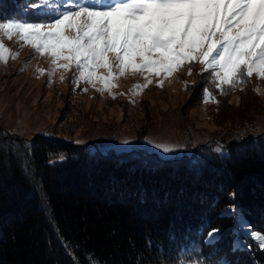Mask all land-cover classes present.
Segmentation results:
<instances>
[{
    "label": "trees",
    "instance_id": "trees-1",
    "mask_svg": "<svg viewBox=\"0 0 264 264\" xmlns=\"http://www.w3.org/2000/svg\"><path fill=\"white\" fill-rule=\"evenodd\" d=\"M50 15L0 0V19ZM202 75L188 108L212 87ZM244 129L221 141L222 154L200 147L206 155L162 160L0 128V264H264L248 237L264 233V134Z\"/></svg>",
    "mask_w": 264,
    "mask_h": 264
},
{
    "label": "snow or ice",
    "instance_id": "snow-or-ice-1",
    "mask_svg": "<svg viewBox=\"0 0 264 264\" xmlns=\"http://www.w3.org/2000/svg\"><path fill=\"white\" fill-rule=\"evenodd\" d=\"M29 5L52 15L45 20L5 17L0 34L9 39L17 35L48 56L53 66L49 75L74 69L77 81L101 92H111L125 75L147 74V83L138 89L147 87L152 76L167 79L184 67L192 75L197 63L201 77L208 73V82L221 94L254 74L264 79V0H29ZM6 53L13 59L18 55L0 43L5 63ZM202 93L208 102V84ZM149 143L165 155L176 150ZM218 234L219 229H211L209 242ZM249 235L264 250V233L252 230Z\"/></svg>",
    "mask_w": 264,
    "mask_h": 264
},
{
    "label": "rangeland",
    "instance_id": "rangeland-1",
    "mask_svg": "<svg viewBox=\"0 0 264 264\" xmlns=\"http://www.w3.org/2000/svg\"><path fill=\"white\" fill-rule=\"evenodd\" d=\"M0 43L18 54L13 59L6 53L7 62L0 61V128L21 139L41 136L65 140L90 152H139L172 160L206 155L200 147L222 154L226 146L221 141L233 139L239 127H245V136L264 134V79L255 74L226 94L211 85L209 101L202 99L200 105L188 108L194 86L201 80L198 63L192 66V75L184 67L167 79L152 76V82L139 89L135 86L145 85L147 74L125 75L111 92H101L77 81L74 69H58L49 75L53 67L49 57L36 53L17 35L9 39L0 34ZM150 141L176 150L165 155ZM59 156L63 155L51 157L48 163L63 161Z\"/></svg>",
    "mask_w": 264,
    "mask_h": 264
}]
</instances>
